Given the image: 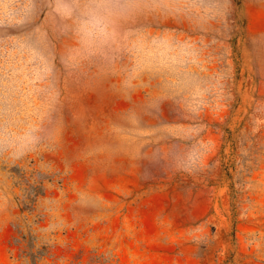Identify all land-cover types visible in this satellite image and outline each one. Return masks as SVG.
<instances>
[{
    "label": "rangeland",
    "instance_id": "rangeland-1",
    "mask_svg": "<svg viewBox=\"0 0 264 264\" xmlns=\"http://www.w3.org/2000/svg\"><path fill=\"white\" fill-rule=\"evenodd\" d=\"M0 264H264V0H0Z\"/></svg>",
    "mask_w": 264,
    "mask_h": 264
}]
</instances>
